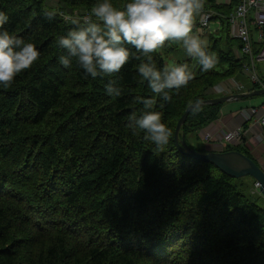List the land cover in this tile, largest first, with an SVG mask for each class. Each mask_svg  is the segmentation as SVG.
<instances>
[{"label":"trees","instance_id":"1","mask_svg":"<svg viewBox=\"0 0 264 264\" xmlns=\"http://www.w3.org/2000/svg\"><path fill=\"white\" fill-rule=\"evenodd\" d=\"M57 2L0 0L9 17L4 27L40 52L31 69L0 86V264H264V205L175 141L190 101L221 96L209 90L246 77L240 41L230 35L236 0H205L216 67L203 72L184 56L177 62L189 64L192 80L163 107L157 98L154 107L172 132L162 152L128 127L133 111L143 108L138 100L153 95L139 81L136 60L115 77L123 89L116 98L104 92L108 78L93 80L58 63L55 38L71 27L64 17L86 13L95 0ZM49 11L56 13L51 20ZM178 49L166 45L154 54L158 66ZM222 105L190 111L179 137L209 152L201 130L219 118ZM227 150L251 157L239 144Z\"/></svg>","mask_w":264,"mask_h":264},{"label":"clouds","instance_id":"2","mask_svg":"<svg viewBox=\"0 0 264 264\" xmlns=\"http://www.w3.org/2000/svg\"><path fill=\"white\" fill-rule=\"evenodd\" d=\"M205 0H95L90 9L75 16H65L71 27L55 38L61 51L58 63L64 69L73 66L85 77L93 80L108 78L104 85L106 95L113 98L122 94V87L115 78L130 61L136 60V74L141 83L147 84L151 98H141L143 108L133 111L128 127L133 135L140 132L144 139L162 152L169 143L171 129L154 106L159 98L160 107L173 99L171 92H179L193 78L188 63L171 62L158 66L154 54L175 44L185 57L195 61L201 71L216 67L218 57L207 41L194 30L197 19L203 22ZM48 19L56 13L46 12ZM9 17L0 12V86L8 87L23 72L38 61L40 52L31 41L10 32L4 25ZM205 101L196 98L188 107L193 114L203 110Z\"/></svg>","mask_w":264,"mask_h":264},{"label":"crops","instance_id":"3","mask_svg":"<svg viewBox=\"0 0 264 264\" xmlns=\"http://www.w3.org/2000/svg\"><path fill=\"white\" fill-rule=\"evenodd\" d=\"M205 40L208 41V38L206 37ZM262 70L264 71V65H262ZM260 76H264V73L260 74ZM237 80L244 84V88L242 90H236L231 83L225 80L220 85L221 87L214 86L209 90V92L216 95H223L244 92L251 89L250 81L249 84V82H245L244 80ZM244 100L245 98L223 103L219 118L214 123L209 125V130L214 137L210 141L207 142L204 140V142L209 151H222L227 143L232 145H242L250 152L251 157L264 169V124L261 122L264 112L260 109L256 115H251L252 109L261 107L264 102L259 106H255L245 105ZM245 124L246 126H244ZM242 129V140L237 141L234 133L235 131ZM246 177L250 178L251 176H245L243 178V182L248 181L251 193L263 195L254 187L255 180L251 181ZM259 201L262 205H264V197L259 199Z\"/></svg>","mask_w":264,"mask_h":264},{"label":"built area","instance_id":"4","mask_svg":"<svg viewBox=\"0 0 264 264\" xmlns=\"http://www.w3.org/2000/svg\"><path fill=\"white\" fill-rule=\"evenodd\" d=\"M231 1L218 0L220 3H231ZM236 2L234 11L228 16L230 35L240 41L237 55L244 58L243 72L245 76L249 78L252 84H258L259 88H264V82L257 71V61L264 60V0H236ZM203 15H205L206 19L203 22L199 21V33H202L204 28L210 27L213 13L205 11ZM226 81L231 83L236 90L244 88V84L235 78H229ZM260 109L264 112V104L259 108H253L251 115H256ZM261 122L264 124V113ZM209 125L201 130V137L207 142L214 137L209 130ZM234 135L237 141L240 140L241 130L235 131ZM228 144H225V146ZM254 187L259 190L260 186L257 181Z\"/></svg>","mask_w":264,"mask_h":264},{"label":"water","instance_id":"5","mask_svg":"<svg viewBox=\"0 0 264 264\" xmlns=\"http://www.w3.org/2000/svg\"><path fill=\"white\" fill-rule=\"evenodd\" d=\"M257 95H264V88H255L251 91L231 93L214 98L204 99L205 104H220L243 98H250ZM190 108L187 107L179 118L175 128V141L179 150L195 161L214 163L219 169L233 178L251 176L259 183V190L264 195V169L251 157L238 150L199 152L192 149L185 138H180V130L185 123Z\"/></svg>","mask_w":264,"mask_h":264},{"label":"rangeland","instance_id":"6","mask_svg":"<svg viewBox=\"0 0 264 264\" xmlns=\"http://www.w3.org/2000/svg\"><path fill=\"white\" fill-rule=\"evenodd\" d=\"M52 4V5H58V2L57 0H46V4ZM56 7V6H55ZM75 15H80V13H78L77 11L75 12ZM69 17H71L72 15H68ZM216 26L218 28V23H216ZM214 27H213V22L211 21L210 22V27L208 28H204L202 33H199L202 38H208L209 37V34L214 32ZM199 30L197 29V32ZM184 59V54H183V51L179 48L177 51H174L170 54H168L166 57H165V60H166V63H171V62H177L179 60H182ZM262 65H264V61H257V71L259 74H263L264 71L262 70ZM243 80L245 82H249V79L247 77H244ZM221 83H219V86H220ZM264 102V95H259V96H255L253 98H245L244 100V104L245 105H255V106H259L260 104H262ZM244 177L242 178H236L234 179V182L238 185V188L240 190H242L244 193H246L248 196H250L253 200H258V199H262L264 196L263 195H260L258 193L256 194H251V190L249 188V183L248 181H245L244 184L242 182ZM248 180H251L253 181L254 179L252 177H246Z\"/></svg>","mask_w":264,"mask_h":264}]
</instances>
